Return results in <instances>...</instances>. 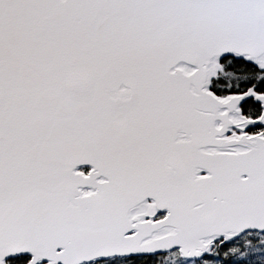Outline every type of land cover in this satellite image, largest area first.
<instances>
[{
  "label": "snow or ice",
  "instance_id": "obj_1",
  "mask_svg": "<svg viewBox=\"0 0 264 264\" xmlns=\"http://www.w3.org/2000/svg\"><path fill=\"white\" fill-rule=\"evenodd\" d=\"M0 264H264V0H0Z\"/></svg>",
  "mask_w": 264,
  "mask_h": 264
}]
</instances>
